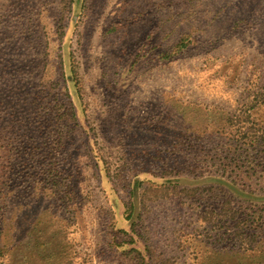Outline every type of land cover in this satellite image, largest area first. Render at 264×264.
<instances>
[{"label":"rangeland","instance_id":"obj_1","mask_svg":"<svg viewBox=\"0 0 264 264\" xmlns=\"http://www.w3.org/2000/svg\"><path fill=\"white\" fill-rule=\"evenodd\" d=\"M0 264H264V0H0Z\"/></svg>","mask_w":264,"mask_h":264}]
</instances>
